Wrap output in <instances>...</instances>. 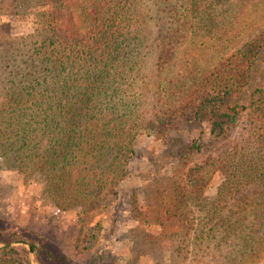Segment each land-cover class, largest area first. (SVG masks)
<instances>
[{
	"label": "rangeland",
	"instance_id": "obj_1",
	"mask_svg": "<svg viewBox=\"0 0 264 264\" xmlns=\"http://www.w3.org/2000/svg\"><path fill=\"white\" fill-rule=\"evenodd\" d=\"M38 2L0 0V25L4 24L0 33V103L5 100L8 78L5 66L17 53V46L47 58L43 68L59 64L47 46L46 35L32 37L27 46L22 44L37 32L36 20L45 10ZM119 2L124 6L126 25L119 32L123 34L118 45L121 51L109 61L105 81L112 89L119 87L113 106L120 107L117 104L122 96L127 114L144 124L154 122L158 109H167L176 101L201 100L212 75L219 72L222 83L232 78L243 64L238 59L240 53L253 43L260 48L247 81L239 83L228 99L239 100L248 109L222 136L211 134L208 118L177 117L170 121L167 136L160 139L150 136L156 133L147 127L141 129L126 178L108 187L98 209L83 222L79 208L57 207L45 190L42 171L28 176L0 153V250L5 245L15 247L16 257L29 264H121L125 252L119 245L107 243L110 226L105 223L106 215L113 214L109 218L115 225L116 216L142 204L146 207L137 198L148 184L150 190L158 188L171 212L183 208L187 196L197 218L196 230L203 236L201 252H185L182 264H264V245L253 255L232 259L235 249L224 244L218 247L219 237L210 229L217 221L223 230L219 224L223 216L233 221L243 217V223L255 230L264 225V189L255 181L238 182L224 197H217L219 187L232 180L228 155L236 152L242 157L244 148L261 146L264 99H259L257 89L264 90V0H114L113 4ZM260 36L262 41L253 42ZM31 71L41 79L46 73L40 68ZM193 144L199 148L192 150ZM176 197L182 201L176 202ZM89 242L91 247L84 248Z\"/></svg>",
	"mask_w": 264,
	"mask_h": 264
},
{
	"label": "trees",
	"instance_id": "obj_2",
	"mask_svg": "<svg viewBox=\"0 0 264 264\" xmlns=\"http://www.w3.org/2000/svg\"><path fill=\"white\" fill-rule=\"evenodd\" d=\"M113 1L39 0L38 5L45 10L36 20L37 32L29 35L31 41H23L22 44L27 46V43L32 44V37L46 35L45 39H49L47 46L59 59L57 68H43V62L48 59L23 46H17V53L11 55L5 66L8 78L4 85L5 100L0 103L2 158L16 164L28 176L42 171L45 190L57 207L61 210L79 208L82 222L98 209L108 187L126 178L127 165L136 152L141 129L147 127L156 133L150 136L160 139L167 136L170 121L177 117L191 120L208 118L212 135L226 134L238 121L239 115L248 109L239 100L228 99L239 83H246L260 48L253 43L248 45L238 57L242 66L227 81L222 83L219 72L211 76L213 79L208 78L209 84L207 88L203 87L206 93L201 100L176 101V105L158 109L154 122L144 124L125 112L123 105H127L123 104L126 100L122 96L117 104L120 107L113 106L115 94H120L119 87L112 89L105 85L109 61L121 51L118 46L123 35L119 33L120 29L126 25L124 6L121 2L117 6ZM105 10L112 15L107 12V17H104ZM3 27L1 24L0 33ZM48 30L52 32L51 36ZM102 39L103 43H100ZM262 39L260 36L253 42ZM14 40L19 45L17 39ZM119 59L123 62V56ZM35 68L46 72L42 79L31 74ZM257 92L259 99H264V90L259 88ZM262 127L260 147L254 150L243 147L246 153L242 157L235 152L226 158L231 164L232 180L229 185L219 187L218 198L224 197L226 190L233 189L243 180L255 181L264 189V124ZM198 148L193 144L191 149ZM145 194L146 216L156 214L146 222L150 226L154 221L162 223L163 215L170 214V207L163 204L158 188L150 190L147 184ZM198 194L201 195L200 192ZM185 199L182 201L176 197L175 201H182L185 206L175 210V214L188 231L195 230L196 233L197 218L194 211L191 213L187 196ZM137 211L142 210L139 207L133 209V212ZM164 219L167 225L172 226L171 217ZM219 224L224 226L223 233L217 227V221L210 229L229 250L235 249L237 254L232 259L253 255L264 245L262 224L255 230L243 223V217L233 221L232 217L226 216L220 219ZM147 234V242L141 245L138 255L155 254L161 237L165 238L150 230ZM91 244H85L84 248L91 247ZM7 247L0 250V264H29L28 260L26 263L16 257L15 247Z\"/></svg>",
	"mask_w": 264,
	"mask_h": 264
},
{
	"label": "crops",
	"instance_id": "obj_3",
	"mask_svg": "<svg viewBox=\"0 0 264 264\" xmlns=\"http://www.w3.org/2000/svg\"><path fill=\"white\" fill-rule=\"evenodd\" d=\"M141 185H143V181ZM137 199L139 202H147L145 184L143 185L142 193H140ZM139 208L142 210L141 212L137 211L135 213L128 210L124 214L116 216L115 223L117 224L115 225L113 224V220H110L113 214L108 213L106 215L105 223L110 226L109 230H107L109 231L107 243L111 247L119 245L125 252L120 258L121 264H182L185 252H188V254H191L193 251L201 252L202 231L196 230V233L195 230L188 231L187 227L180 222V217L175 214V211L170 212L168 216L163 215V219L162 217L160 218L162 219V223L154 221V224L150 226L146 220H152L156 214L149 213V216H146L147 212L145 210L148 208L147 205L145 207L142 204ZM168 217H171L170 222L172 226L167 225L165 222L166 219L164 218ZM148 230L165 236V238L161 237L162 240L159 241L155 254L145 255L142 253L138 255L137 252L142 247L141 245L147 242V238L149 237L147 234ZM170 234H173V236H170ZM166 235H169V237H166ZM216 244L218 247L223 246V243L220 241Z\"/></svg>",
	"mask_w": 264,
	"mask_h": 264
},
{
	"label": "water",
	"instance_id": "obj_4",
	"mask_svg": "<svg viewBox=\"0 0 264 264\" xmlns=\"http://www.w3.org/2000/svg\"><path fill=\"white\" fill-rule=\"evenodd\" d=\"M5 246H8V245H5ZM30 250H31V252H33V246L32 245H30Z\"/></svg>",
	"mask_w": 264,
	"mask_h": 264
}]
</instances>
